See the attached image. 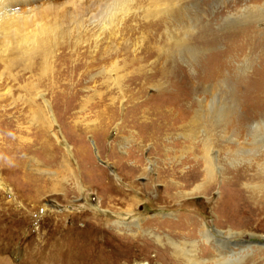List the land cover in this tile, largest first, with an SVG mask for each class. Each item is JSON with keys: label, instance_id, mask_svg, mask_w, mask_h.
<instances>
[{"label": "rangeland", "instance_id": "rangeland-1", "mask_svg": "<svg viewBox=\"0 0 264 264\" xmlns=\"http://www.w3.org/2000/svg\"><path fill=\"white\" fill-rule=\"evenodd\" d=\"M77 1L38 0L15 8L16 16L36 8L34 17L49 24L46 52L35 60V45L20 39L21 24L6 36L0 29V264H189L174 243L184 244L197 264H210L216 244L203 240V230L237 253L231 264H264V201L258 221L246 223L231 211L238 193L229 180L252 166L243 154L253 150L252 140L195 124L199 103L207 106L215 92L212 70L240 50L238 34L222 23L243 1L228 7L189 1L168 15L162 0H128L112 23L116 0ZM195 10L198 19L187 16ZM202 26L209 28L211 44L189 62L175 58L171 65L167 37L186 36L191 49L208 40L196 39ZM256 27L264 30V23ZM255 50L250 72L264 68V44ZM177 65L183 79L197 76L196 97L182 82H167L163 70ZM205 142L215 170L204 183L191 169L201 162ZM71 146L86 149L98 176L81 193L56 160ZM132 162L143 171L129 167ZM250 175V190L264 196V174L254 167L243 180ZM58 180L62 187L52 189ZM171 184L182 197H167L164 188Z\"/></svg>", "mask_w": 264, "mask_h": 264}, {"label": "bare ground", "instance_id": "bare-ground-1", "mask_svg": "<svg viewBox=\"0 0 264 264\" xmlns=\"http://www.w3.org/2000/svg\"><path fill=\"white\" fill-rule=\"evenodd\" d=\"M37 1L38 0H0L1 32L2 33L4 32L5 36L9 35V33H14L15 31H17L19 29V25L21 24L20 33L24 34L20 37L21 41H23L24 45L26 44L29 45V43H31L30 45L33 46L35 45L36 47L35 52H33L32 54L33 60H35L36 53L46 52L45 50L46 44L49 43L47 42L48 36L46 34L47 27L49 26V24H47V22L43 21L40 18H38L40 19L38 20L36 19L37 17H34V15L37 12L36 8L33 10H29L28 8L27 9L28 14H26L25 16H16L18 13L17 11H15V8L20 4L22 5L26 4L28 6L29 4H34ZM162 1L165 6L164 11L167 12L169 15L170 12L176 9L180 10L178 8L181 5L185 6V4L189 3V1L199 2L202 0H162ZM241 1H243L244 6L242 8L240 7L237 10H235L234 13L228 14L222 23L223 26L225 27L223 29L229 31L230 34L231 33L238 34L234 36L237 38V42H239L240 50H236L235 52H233L234 50H231V52H229L230 61L228 62V64L227 65L219 64L212 70L211 73L212 75H210L211 77L210 81L214 86L215 92L214 95L208 99L209 104H207V106L201 105L200 104L201 102L199 103L198 110L195 113L196 114L195 124L197 126H202L204 128L208 126L216 129L224 127V130L221 132H224L226 130L228 133H232L234 138L236 139L237 138L242 139L243 137L244 139H246L247 137L251 138L253 144V150L250 152L245 151L243 154H245V156H247L246 154H248V156H251V159L249 161H251L252 166L247 165L246 169H244L243 172L240 169L241 170L240 173L243 174L242 177L240 176L238 177V173H236V176L234 175V177H232L229 180L232 189H234V192L238 193L237 205L234 209L232 208L231 211L236 212L237 215L241 216V218L244 217L246 223H250L254 220L255 221L259 220V216L263 212L262 203L264 201L263 195L257 196L256 194L253 193L252 190H250L253 188V186L249 185L248 182H250L249 180L252 181L254 175H250L248 179L243 180L244 178L247 177L245 176V173L246 172L249 173V170L251 172V170H253L254 167L259 169V171H262V173L264 174V116L262 113L263 111H261L262 109L261 104H264V68L259 70L255 69L254 70V72L256 71L255 73L253 71L250 72V69L254 64V60L257 55L255 47L257 46L260 47L264 44V30L258 29L256 27V25L260 23H264V0H241ZM77 2H79V0ZM127 2L128 0L115 1L116 9L113 10L115 13L111 12V14L112 13L114 14L110 17L109 23H112V21L115 19L118 13H124L126 11ZM203 2H211V3L216 2L219 5L223 4L224 6L228 7L230 6V4L233 5L235 3V0H203ZM198 11L197 10L192 12L186 11V13L187 16L189 15V13L191 15L194 14L195 17L198 19V15H199ZM54 21L55 20H51L50 22L51 25H54L53 23ZM200 30L201 31L199 32V35L196 36V39L199 40L201 38L202 40L203 39L207 40L208 37L205 36L209 35V28L207 26H202L200 27ZM45 36H47L46 38L47 40L43 38ZM185 37L179 38V35L178 36L173 35V37L169 35L167 37L169 42L168 44L166 43L168 48L166 47L167 49L165 51V56L167 57V59H169L168 62L173 63L175 58H178L179 60H183L185 62H189L188 60H190L191 58L188 57L194 58L195 55H198L200 53V47L202 45L205 44L210 45L211 41H213V39L210 40L208 39L205 43H201V44L198 41L196 45L194 44L195 45L194 48L190 49L189 46L188 49L186 42L184 40ZM42 39H44L46 42H42ZM202 40L201 42H203ZM40 49L42 50V52L40 51ZM237 51H239L240 53H238L236 56H231L232 53H237ZM42 56L44 58L45 54ZM174 64L175 63L171 65L174 66ZM168 68L169 70L164 69L162 72L165 74L167 82L169 84L170 83L176 84L177 82L180 83L182 82L184 86L187 85V90H186L187 94L189 96L192 95L196 97V94L200 92L199 90L200 83L197 79V76L193 75L187 77V80H185L181 76V71L178 70L179 68L182 69L183 68L182 66L179 65L178 67H171L173 70H170V67ZM251 75L253 76L252 77L253 81L249 82L250 81L249 77ZM238 108H240V110ZM153 123L155 124V122ZM42 125H41L42 132H45L44 131L45 128ZM211 149H212L211 145L208 142H205L199 150V156L201 158V162L197 163L196 166H193L191 169L192 172H196L199 174L201 172L204 183L210 180L215 165L214 159L211 158L212 157L211 156L212 154H210L212 151ZM229 150L230 149L223 150V154L229 155L230 153ZM65 153L66 155H64V153L61 154L59 153L57 158L56 157L55 158L56 160L59 158V162L61 161L62 163L61 165V172L63 173L62 176L65 175L67 178L71 177L73 179V182L75 181L74 191L81 193L84 189L88 188L86 187V185L90 184L89 182H92L91 181L92 179L94 182L96 181L95 183L98 182L97 181L98 179L95 178L98 177L96 176L97 175L95 172L96 170H94V168L91 167L90 165L91 163L89 164L90 159L84 147L81 146L79 148L77 147L75 148L71 146V148H69L67 152L65 151ZM97 156L99 158H102L99 150L97 151ZM125 156L126 158H129V155H125ZM116 159L120 160V157ZM130 164L131 165H129V167L135 168V170L137 171H143V169H141V166H139L138 163L132 162ZM88 167H90V169ZM201 167H202V171L199 170V168ZM87 170H89L90 172H88ZM84 171L88 172V173L86 172L87 179L83 178ZM191 171L190 173H192ZM116 176L120 177V174L116 172ZM122 181H124L129 188H133L132 185L134 184L132 182L124 179H122ZM188 183L192 184L193 180L188 178ZM186 184L187 183H185V185ZM173 186L171 184V187H169L168 185L167 187L164 188L166 189L167 197L171 198V200L178 199L180 196L182 197V193L172 192V190L174 189ZM51 187L52 189L61 188L62 184L58 180L56 181V184L52 185ZM200 187L201 185L199 186L197 185L194 189L199 190ZM246 188H248L250 191H247ZM232 201L234 202V200ZM227 205H230L229 202H227ZM233 205L235 206V204ZM218 234L220 236H225L226 238L229 239L233 238L234 236V234L230 232L227 234L226 233L222 234L221 232H218ZM200 235L203 238V240L207 242V244L209 241L216 244L217 254L210 257L212 259V261H210V264H231L235 260L234 259L230 261L231 257L235 256L237 253L228 250L227 247L228 243L225 244L222 243V240H216L212 238V235L207 230H203V232H201ZM172 245L174 246L175 253L184 257L187 263L197 264L196 258H194V256L190 255L189 252L186 251L184 244L177 245L174 243ZM192 247L194 248V245ZM206 251H207V247L203 246V251L201 254L205 255ZM206 255L208 256V253H206Z\"/></svg>", "mask_w": 264, "mask_h": 264}]
</instances>
